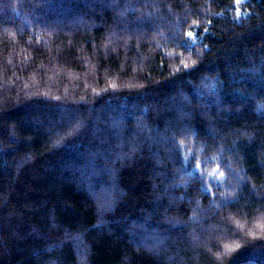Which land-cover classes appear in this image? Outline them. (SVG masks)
<instances>
[{
  "label": "trees",
  "instance_id": "1",
  "mask_svg": "<svg viewBox=\"0 0 264 264\" xmlns=\"http://www.w3.org/2000/svg\"><path fill=\"white\" fill-rule=\"evenodd\" d=\"M236 8L0 0V264H264V0Z\"/></svg>",
  "mask_w": 264,
  "mask_h": 264
},
{
  "label": "snow or ice",
  "instance_id": "2",
  "mask_svg": "<svg viewBox=\"0 0 264 264\" xmlns=\"http://www.w3.org/2000/svg\"><path fill=\"white\" fill-rule=\"evenodd\" d=\"M244 2H245V0H234V3L237 5V8H236V17H237V19H239V17H240L241 15H244V13H241V12H240V8H239V5H241V4L244 3ZM205 31H207V29H205ZM187 35H188L189 37H192V36H193V33H192V32H189V33H187ZM185 47H186L189 51H191V47L189 46V44H188L187 42H186ZM185 66L187 67V65H185ZM197 151H200V150H197ZM191 158H192V154H191V153H186V154H185V157H184L185 164H187V163L190 161ZM199 168H200V162L197 161V163H196V168L193 169V171H195L196 169H199ZM222 175H223V174L221 173V176H222ZM208 190H209L208 188H206V187H202V191H208ZM223 246H224V248H225L227 251H231V250H232V248H231L228 244H224ZM236 247H239V245L237 244Z\"/></svg>",
  "mask_w": 264,
  "mask_h": 264
}]
</instances>
